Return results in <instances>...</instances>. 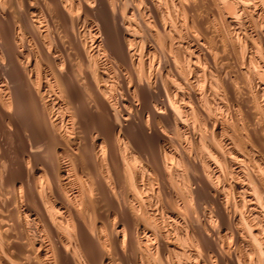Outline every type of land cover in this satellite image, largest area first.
Listing matches in <instances>:
<instances>
[{"label":"bare ground","instance_id":"6f19581e","mask_svg":"<svg viewBox=\"0 0 264 264\" xmlns=\"http://www.w3.org/2000/svg\"><path fill=\"white\" fill-rule=\"evenodd\" d=\"M21 36L66 99L5 48L42 118L0 75V264H264V0H0Z\"/></svg>","mask_w":264,"mask_h":264},{"label":"rangeland","instance_id":"374dc122","mask_svg":"<svg viewBox=\"0 0 264 264\" xmlns=\"http://www.w3.org/2000/svg\"><path fill=\"white\" fill-rule=\"evenodd\" d=\"M78 10V9H77ZM77 10H74V16H77V14L78 13H80L81 15H83L84 14V11H83V9H81V11L80 10H78L79 12L77 13ZM82 11H83V13H82ZM76 13V14H75ZM93 16H90V17H87L89 20H91V19H93L92 18ZM94 20V19H93ZM92 21V20H91ZM90 21V22H91ZM93 24H95V23H93L92 22V25ZM79 26L81 27V25L79 24ZM78 26V27H79ZM70 27V26H69ZM77 28V27H76ZM75 28V32H77V29ZM71 30H72V28H71ZM21 37H23V38H21ZM21 37H18V39H17V41L15 42V43H10L8 46H7V44L4 46V48H1L0 47V54H1V56H2V64L0 65V75H4L5 77H6V75H8V74H12L13 75V77H14V81H15V86H16V90H15V93H16V96H17V98H18V110H17V112H16V116L19 118V120L22 122L24 119L25 120H30L31 118V120H35L36 122L38 121H40L41 120V115H40V113H39V111H38V109H37V107H36V105L34 104V99H33V97L30 95V94H28V91H27V87H26V85H25V81H24V79H22L20 76L18 77V75H17V71H16V67H14L13 66V64L11 63V62H9V59L7 58V55H6V51H4L5 50V48H6V50H9V48L10 47H14L15 46V48L17 49V50H19L18 51V55L19 56H17V59H15L14 58V56L12 55L11 56V60L12 61H14L15 62V64H18V65H20L21 64V66L23 67V68H25L24 70L28 73V74H31V75H34L33 77V84L31 83V85L32 86H35L34 88L35 89H38L39 91H40V89L44 92V94L47 96V97H51L52 99H54V100H56V101H58V102H60V101H65V96H64V93L63 92H61L60 94H59V92H60V89L58 88V87H56L57 85H53V83L54 84H56V80H55V77L53 78V76H49V79L47 78H45L44 77V73L45 72H47L49 69L51 70V67L50 66H47V64L45 63V61H44V63L46 64H44V63H41V62H39V63H41V65L39 64V68L38 69H36V68H34L33 66H32V64L34 63V61L35 60H39V59H41V57H39L40 56V54L38 55V54H35V53H37L38 52V49H35V48H37V44H34L33 45V42L34 43H36V41L34 40V39H32V38H28V37H26L25 38V36H21ZM24 41H23V40ZM29 40V41H28ZM31 40V41H30ZM32 40H34L33 42H32ZM47 41H48V39H46ZM20 41H21V43H20ZM26 41H28V42H26ZM25 42V43H24ZM31 45H30V44ZM68 42L66 41V44H67ZM18 44H19V46H18ZM29 44V45H28ZM10 45H12V46H10ZM22 46V47H21ZM18 47V48H17ZM28 48V49H27ZM33 48V49H32ZM67 48H69V44L67 45ZM71 51H73L72 52V57L75 55L74 53V50L72 49ZM39 53V52H38ZM60 54V57L62 58V56H63V54L62 53H59ZM74 54V55H73ZM75 57H76V59H75ZM39 58V59H38ZM104 57L102 56V58H101V61L100 62H103V61H105L104 59H103ZM75 59V60H74ZM77 60H79V62H77ZM160 60H162L161 62L163 63L164 62V58H163V56L162 55H160ZM21 61V62H20ZM39 61H41V60H39ZM72 62L74 61V64H73V66H76L77 68L80 66V59L77 57V56H74L73 58H72V60H71ZM75 61L77 62V63H75ZM29 64H30V66H29ZM37 64H38V62H37ZM43 64H44V67H43ZM77 64V65H76ZM24 65V66H23ZM26 65V66H25ZM32 66V67H31ZM42 69H41V68ZM46 67H48V68H46ZM31 68V69H30ZM33 68H34V70H33ZM80 68V67H79ZM29 69H30V71H32V72H30L29 71ZM36 69V70H35ZM50 70L48 71V72H50ZM42 72H44V73H42ZM69 76V77H68ZM52 77V78H51ZM66 81L70 84V93H71V96H73L74 97V99H75V101H76V103L78 102V103H84V104H90L91 102H92V98L90 97V95H89V93H88V90L86 91V87L84 86V82L82 81V82H80L79 80H75L72 76H70V75H67L66 77ZM5 80V81H4ZM49 80V81H48ZM47 81H48V83H50V84H47ZM77 81H78V83H80L79 85H78V83H77ZM2 82H7V79H2ZM46 85V86H45ZM40 87V89H39V87ZM43 86V87H42ZM83 86L85 87L84 89H83ZM38 87V88H37ZM58 88V89H56V88ZM77 87H79L78 89H77ZM81 87V88H80ZM44 89H45V91H46V93H45V91H44ZM53 89V90H52ZM72 89V90H71ZM48 90V91H47ZM50 90V91H49ZM56 91V92H55ZM81 91V92H80ZM51 92V93H50ZM56 94H55V93ZM78 93V94H77ZM49 94V95H48ZM88 94V95H87ZM29 95H30V97H29ZM63 95V96H62ZM82 95L84 96V97H82ZM45 96V97H46ZM57 96H58V99H57ZM88 98H87V97ZM46 97V98H47ZM61 97V98H60ZM20 98V99H19ZM63 98V99H62ZM88 100V101H87ZM91 100V101H90ZM88 102V103H87ZM34 109V110H33ZM63 110V115L65 116V115H68V112L65 110V109H62ZM37 111H38V113H37ZM61 114V113H60ZM60 114H58V115H60ZM39 115V116H38ZM86 114H84V121H85V126L86 127H89V129H91V122H90V119L91 118H89V116L88 115H86ZM88 116V117H87ZM99 116V117H98ZM41 117V118H40ZM94 118H97V119H106V116L104 115V114H98L97 116H95ZM90 125V126H89ZM131 129H133V128H131ZM130 129V127H129V130L131 131V132H134L133 130H131ZM1 132V131H0ZM168 133H169V131H168ZM171 134H174V132L172 133V132H170ZM169 133V134H170ZM170 134V135H171ZM175 135V134H174ZM172 137H174V138H176L177 137V135H175V136H173V135H171ZM8 142L7 143H9V140H7ZM15 141H17V139H15ZM15 141L12 143V146L13 145H17V143H15ZM8 146H9V144H7ZM17 146H19V144L17 145ZM14 147V146H13ZM194 149V148H193ZM192 152H194L195 153V151L193 150ZM44 154V155H43ZM42 155V157L44 156V158L45 159H47L48 158V153H42L41 154ZM46 155V156H45ZM209 207V206H208ZM204 214H206V213H204ZM204 218H206L204 215H200V219H204ZM227 240L228 239H225L224 241H223V247L225 248V247H229L230 249H229V253H231V254H233V255H235V253L237 252L238 253V250L235 248V246L233 247V241H231L230 239H229V241L227 242ZM227 242V244H226V242ZM230 241L232 242L231 244H230ZM229 243V244H228ZM224 244H226V245H224ZM216 251H221V249H220V247L219 246H216ZM230 250H231V252H230ZM237 250V251H236ZM233 251V252H232ZM163 254H165V255H163V257H164V261L165 262H167V263H171V261L173 262V261H175V258H174V255L172 256V253H170V252H164ZM171 255V256H170ZM169 256V257H168ZM167 260V261H166ZM171 260V261H170ZM215 262V261H214ZM166 263V264H167ZM144 264H146V263H144ZM154 264V263H153ZM215 264H219L217 261L215 262Z\"/></svg>","mask_w":264,"mask_h":264}]
</instances>
